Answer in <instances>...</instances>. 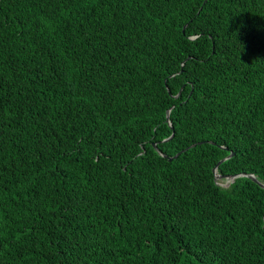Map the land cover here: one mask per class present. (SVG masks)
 Here are the masks:
<instances>
[{
  "label": "trees",
  "instance_id": "16d2710c",
  "mask_svg": "<svg viewBox=\"0 0 264 264\" xmlns=\"http://www.w3.org/2000/svg\"><path fill=\"white\" fill-rule=\"evenodd\" d=\"M205 1L0 0V264H264V0Z\"/></svg>",
  "mask_w": 264,
  "mask_h": 264
},
{
  "label": "water",
  "instance_id": "95a60500",
  "mask_svg": "<svg viewBox=\"0 0 264 264\" xmlns=\"http://www.w3.org/2000/svg\"><path fill=\"white\" fill-rule=\"evenodd\" d=\"M206 2H207V0L205 1V3H206ZM169 92H170V90H169ZM179 95H180V94H179ZM179 95H178V96H179ZM178 96H177V97H178ZM167 121H168V123L170 124L171 128L173 129V134H172V136H171L170 138L164 140L163 142H168V141H170L171 139H173L174 136H175L174 126L172 125V122H171V120H170V112H169L168 115H167ZM201 143H202V142H201ZM194 146H195V144H194L193 146H191V147H194ZM154 147L158 150V152L160 153L161 156H163V157H165V158H168L169 161H172L173 159L177 158L182 152H184V151H186L187 149H189V148H187V149L183 150L182 152L178 153V154L175 155L174 157H168L165 153H163L161 150L158 149L157 143H154ZM234 155H235V153L232 152L228 157L222 159V160L216 165V167H215L214 170H213V171H214V174H215V178H216V180H217V179H223V178H225V179H227V180H230L231 182H234V180H235L236 178L241 177V176H246V177L252 179L255 183L259 184L261 187L264 188V184H263L262 182H260V181L256 178L255 175H252V174H237V175H234V176H222V175H220V174L218 173V167L220 166V164H222V163L225 162L226 160L232 158Z\"/></svg>",
  "mask_w": 264,
  "mask_h": 264
}]
</instances>
